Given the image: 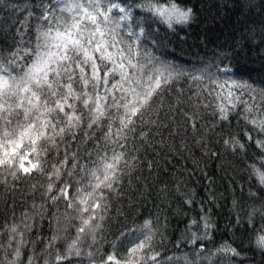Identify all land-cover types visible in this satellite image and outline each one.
<instances>
[{
  "label": "trees",
  "instance_id": "obj_1",
  "mask_svg": "<svg viewBox=\"0 0 264 264\" xmlns=\"http://www.w3.org/2000/svg\"><path fill=\"white\" fill-rule=\"evenodd\" d=\"M40 2L0 0V49L28 46L36 26L28 13L38 14ZM173 2L192 9L188 23L169 28L158 17L134 9L133 21L125 25L136 35L121 32L124 46L131 43L142 62L151 58L153 71L171 66L168 83L154 92L142 116H132L134 123L120 131L121 119H127L122 107H110L91 128L85 115L81 124L56 134L55 143L40 141L38 157L29 155L43 171L19 172L13 178L0 168V264L11 259L7 242L12 225L23 231L17 264H26V256L34 264H54L57 255L66 253L82 226L76 209L86 205L74 202L69 209L59 189L70 184L72 198L78 189L89 192L96 183L89 170L100 157L111 162L113 150L124 157L119 179L114 190H97L103 193L102 207L77 244L82 260L73 256L59 264H90L88 252L96 261L110 253L127 260L129 247L144 239L146 221L151 241L145 251L158 254L148 264H190L193 259L196 264H264V250L256 243L264 235V131L258 126L264 122V0ZM156 7H169L168 0H157ZM141 26L145 34L139 36ZM210 64L211 69L201 72ZM195 75L203 79L192 80ZM213 80L248 82L256 91L229 89L227 84L219 88ZM80 108L77 104L78 113ZM109 127L112 135L106 136ZM56 167L58 177L52 175ZM95 224L99 228L93 240L89 229Z\"/></svg>",
  "mask_w": 264,
  "mask_h": 264
},
{
  "label": "snow or ice",
  "instance_id": "obj_2",
  "mask_svg": "<svg viewBox=\"0 0 264 264\" xmlns=\"http://www.w3.org/2000/svg\"><path fill=\"white\" fill-rule=\"evenodd\" d=\"M156 3L157 0H41L37 6L38 14L35 11L28 13L36 20L35 36L29 37L28 46L23 50L10 48L7 52L0 49V168L13 178L19 172L31 174L32 171H43L39 160L32 163L28 159L31 154L39 156L42 149L40 141L55 143L56 134L65 132L66 127L81 124L85 115L89 119L87 127L91 128L105 117L110 107L124 109L127 119H121L120 131H123L128 124L134 123L132 116L137 113L142 116L141 109L151 107L154 92L161 88L162 82L168 83L171 77V66L161 65L153 71L155 66L150 57L142 62L131 43L124 46L122 31L126 30L129 37L136 35L131 25L126 26L125 22L133 21L134 9L158 17L169 28L173 27V23L186 24L192 17L191 8L181 7L173 0H168L167 8H158ZM65 13L66 16L63 15ZM136 22L139 23L138 20ZM148 27L151 28L150 25ZM144 34L145 28L141 26L138 35ZM25 56L28 59L21 65L19 61ZM211 67L210 64L201 72ZM129 69L136 71L130 73ZM117 75L119 79H116ZM191 79L201 80L203 76L195 75ZM212 82L217 83L216 80ZM225 84L229 89L256 91L254 85L248 82L232 80L230 84L225 81ZM225 84L217 83V87L224 88ZM260 91L264 93V86L260 87ZM233 95L235 93L229 91V96ZM240 95L243 96V92ZM77 104L81 105L79 113ZM65 121V127H57ZM258 126L264 131V122ZM105 135H112L111 127ZM25 141L28 143L25 144ZM116 143L124 147L118 136ZM260 146L264 147V144ZM123 159V153H116L115 150L111 162L107 156L100 157L98 166L89 170L96 183L86 194L78 189L77 197H70V184L59 189L69 209L73 208L74 202L86 206L76 209L82 226L77 228L76 239L68 246L66 253L56 256L54 264L71 260L73 256L82 260L77 244L81 234H85L86 227L96 219V209L102 207L103 193L97 190L102 186L114 190L113 184L119 179L117 173L121 171L119 162ZM26 162L29 166H26ZM59 174L60 169L56 167L52 175L58 177ZM67 174L72 175L71 172ZM261 181L264 183V176H261ZM48 191H52L51 183ZM57 198L51 197L53 200ZM89 199H92L91 204L88 203ZM143 227L147 229L144 239L129 247V259L121 261L110 253L96 261L88 252L90 264H148V261H157L158 254L149 255L145 251L150 247V222L146 221ZM98 228L99 224H95L89 229L93 240ZM256 243L264 250V235H259ZM23 244V231L18 230L17 225H12L7 242V247L12 249L8 264H17ZM3 247L0 244V248ZM227 251L238 255L234 248ZM194 255L199 257V253ZM25 259L26 264H34L32 257L26 256ZM190 264H196V260L193 259Z\"/></svg>",
  "mask_w": 264,
  "mask_h": 264
}]
</instances>
